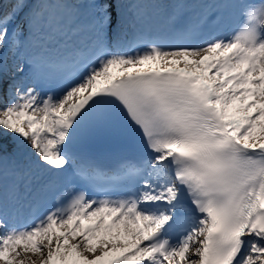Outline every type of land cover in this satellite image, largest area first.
I'll use <instances>...</instances> for the list:
<instances>
[{
	"label": "snow or ice",
	"instance_id": "snow-or-ice-1",
	"mask_svg": "<svg viewBox=\"0 0 264 264\" xmlns=\"http://www.w3.org/2000/svg\"><path fill=\"white\" fill-rule=\"evenodd\" d=\"M48 3L64 9L62 46L42 39ZM202 7L177 27L184 0H0V264H264V0L228 38L196 42L227 2ZM21 45L27 72L9 78L5 48ZM17 73L61 94L22 89ZM130 132L143 153L112 170L71 147ZM70 162L93 197L8 229Z\"/></svg>",
	"mask_w": 264,
	"mask_h": 264
},
{
	"label": "bare ground",
	"instance_id": "bare-ground-1",
	"mask_svg": "<svg viewBox=\"0 0 264 264\" xmlns=\"http://www.w3.org/2000/svg\"><path fill=\"white\" fill-rule=\"evenodd\" d=\"M44 9H48V4H44L43 5ZM56 7V5H55ZM58 8H57V12H58ZM48 15L49 17H51L53 15V12L51 10L48 11ZM56 25V22L53 24ZM58 28H50L47 29L46 34L42 37V39H47V40H51V41H57L58 39V35L56 33H54L55 30H57Z\"/></svg>",
	"mask_w": 264,
	"mask_h": 264
},
{
	"label": "rangeland",
	"instance_id": "rangeland-1",
	"mask_svg": "<svg viewBox=\"0 0 264 264\" xmlns=\"http://www.w3.org/2000/svg\"><path fill=\"white\" fill-rule=\"evenodd\" d=\"M55 5L57 7H55ZM57 8H58V5L57 4H55V3H48V9H45L46 10V14L48 13L49 10H51L53 13H56L57 12ZM6 69L8 71V75H10V73H12V69L9 66H6ZM9 167H11V165H9ZM45 243H46V241H45ZM31 258L38 260L39 259V256H37L35 254H31Z\"/></svg>",
	"mask_w": 264,
	"mask_h": 264
}]
</instances>
